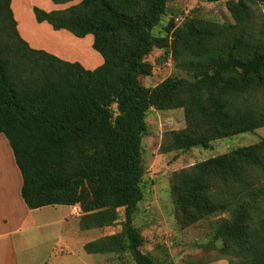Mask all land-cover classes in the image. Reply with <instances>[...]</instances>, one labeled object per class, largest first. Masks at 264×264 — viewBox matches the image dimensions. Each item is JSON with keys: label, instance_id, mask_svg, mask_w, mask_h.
<instances>
[{"label": "trees", "instance_id": "obj_1", "mask_svg": "<svg viewBox=\"0 0 264 264\" xmlns=\"http://www.w3.org/2000/svg\"><path fill=\"white\" fill-rule=\"evenodd\" d=\"M52 1L78 2L51 11L34 6L36 20L77 37L92 34L104 62L88 69L31 47L18 32L12 0H0V134L21 171L22 197L30 209L79 204L96 227L123 208L121 231L85 250L155 264L133 222L144 198L147 113L185 111L188 126L169 133L164 153L209 149L214 140L264 127V22L257 19L264 0H228L234 22L192 17L175 27L173 16L166 36L153 29L178 0ZM155 48H172L191 80L169 76L146 86L141 76L152 73L146 57ZM172 190L187 223L230 213L213 242L223 239L219 252L231 264H264V139L177 172Z\"/></svg>", "mask_w": 264, "mask_h": 264}, {"label": "rangeland", "instance_id": "obj_2", "mask_svg": "<svg viewBox=\"0 0 264 264\" xmlns=\"http://www.w3.org/2000/svg\"><path fill=\"white\" fill-rule=\"evenodd\" d=\"M46 1L54 3L52 0ZM77 2L66 3L62 8ZM168 7L172 9L173 14L162 16L159 24L153 29V34L157 36L170 34L167 29L173 16L175 27H180L186 19L192 17L218 23L234 22L228 9V0L218 2L178 0L170 2ZM257 19L260 23L264 22V4L257 9ZM74 37L82 39V44L76 41H73V44H68L66 38L63 39V44L75 48L80 56L84 55V58L87 57L86 53L89 51L101 55L93 47L94 36L92 34L84 37L74 35ZM48 40L52 42L54 39ZM52 44L51 46L63 45L62 42ZM146 60L152 64V73L148 76H141V80L148 87L158 85L169 76L191 78L176 62L172 48L169 51L155 48L146 57ZM146 123L147 130L142 139L144 198L138 204L133 216L134 225L140 229L144 236L142 251L152 256L155 264H231L229 257H224L219 252L224 244L223 239L213 242L218 221L222 218L229 219L230 213L212 215L195 223H187L184 215L176 207L172 180L177 172L188 169L200 161L264 139V127L214 140L212 148L209 149L195 147L187 151L178 150L164 153L162 145L168 142L169 133L186 129L188 126L184 109L157 110L151 108L147 113ZM73 214L77 215V235L72 234L71 253H68L66 247H63L59 258L50 253L52 236L57 232V227L64 224L61 222L46 229L43 233L37 232L41 236L38 238V243H41V247L46 248L31 246L28 249L30 257L36 261L39 260L31 264H123L119 254L88 253L85 250V244L121 231L122 223L125 220L124 209H117V218L103 227L93 226L91 218L84 219L85 214L81 206ZM32 236L33 234H31Z\"/></svg>", "mask_w": 264, "mask_h": 264}, {"label": "crops", "instance_id": "obj_3", "mask_svg": "<svg viewBox=\"0 0 264 264\" xmlns=\"http://www.w3.org/2000/svg\"><path fill=\"white\" fill-rule=\"evenodd\" d=\"M63 5L50 3L46 0H12L11 8L17 21L18 32L35 49H42L61 59L80 62L88 69H95L103 64L102 55L92 51L86 53L87 57L85 58L83 54L82 56L74 55L75 48L63 44V39L71 38L80 44H82V39L74 37L65 29L55 30L48 22H38L35 18L34 6L51 11L62 9ZM50 38L54 40L50 42L48 40ZM60 42L63 45L51 46L52 43ZM22 184V174L16 163L13 149L7 137L0 134V264L38 262L39 260L31 258L30 252H28L31 246L46 248L41 247V243H38V238L41 236L37 232L43 233L46 229L61 222L64 224L59 225L57 232L52 236L50 253L59 258L63 247H66L70 254L73 242L72 234L77 235V215L73 212L80 208V205L56 204L30 209L21 194ZM31 234H33L32 237Z\"/></svg>", "mask_w": 264, "mask_h": 264}, {"label": "bare ground", "instance_id": "obj_4", "mask_svg": "<svg viewBox=\"0 0 264 264\" xmlns=\"http://www.w3.org/2000/svg\"><path fill=\"white\" fill-rule=\"evenodd\" d=\"M66 39H67V40H66V43H68V44H73V41H74V40H72L71 38H66ZM74 55L79 56V53H78V52H75Z\"/></svg>", "mask_w": 264, "mask_h": 264}]
</instances>
